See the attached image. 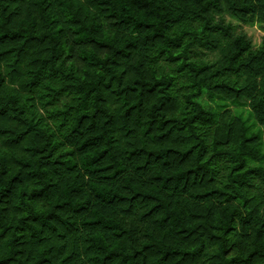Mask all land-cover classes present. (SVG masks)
<instances>
[{"label":"trees","instance_id":"1","mask_svg":"<svg viewBox=\"0 0 264 264\" xmlns=\"http://www.w3.org/2000/svg\"><path fill=\"white\" fill-rule=\"evenodd\" d=\"M0 264H264V0H0Z\"/></svg>","mask_w":264,"mask_h":264},{"label":"rangeland","instance_id":"2","mask_svg":"<svg viewBox=\"0 0 264 264\" xmlns=\"http://www.w3.org/2000/svg\"><path fill=\"white\" fill-rule=\"evenodd\" d=\"M226 21L231 22V24L234 26V32L235 33H244L247 37H249L252 41L253 47H257L260 44L261 38L263 36V32L260 30L258 24H242L239 22H236L235 20L226 17ZM210 106H212V103H209ZM230 109H233V107H230ZM242 114L244 116L247 115L245 111H242Z\"/></svg>","mask_w":264,"mask_h":264}]
</instances>
